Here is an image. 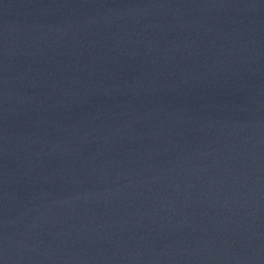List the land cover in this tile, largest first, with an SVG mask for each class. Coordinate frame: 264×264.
Wrapping results in <instances>:
<instances>
[{"label":"water","instance_id":"95a60500","mask_svg":"<svg viewBox=\"0 0 264 264\" xmlns=\"http://www.w3.org/2000/svg\"><path fill=\"white\" fill-rule=\"evenodd\" d=\"M0 264H264V0H0Z\"/></svg>","mask_w":264,"mask_h":264}]
</instances>
